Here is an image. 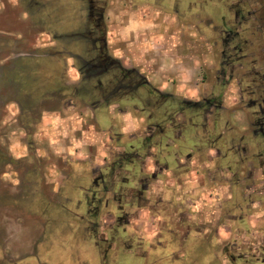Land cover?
<instances>
[{"label": "rangeland", "instance_id": "rangeland-1", "mask_svg": "<svg viewBox=\"0 0 264 264\" xmlns=\"http://www.w3.org/2000/svg\"><path fill=\"white\" fill-rule=\"evenodd\" d=\"M82 1L0 0V218L14 212L7 199L15 194L17 182L23 186L25 168L31 170L38 163L39 175L50 185L61 172H73L69 159H75L71 158L72 153L65 152L66 148L77 151L88 146L87 155L96 164L102 158L116 156L127 148L126 144L135 143L134 136L143 134L152 121L138 107L125 108L122 102L110 107L91 105L92 82L84 81L77 72L76 56H84L88 48L83 36L86 10ZM160 1L162 5L167 0ZM213 1L204 0L202 8L200 5L192 8L194 15L201 13L210 22L208 33L217 23L216 14L205 9ZM157 2L96 0L95 4L103 10L107 52L126 67L142 72L153 86H165V91L192 100L201 96L200 91L206 86L221 101L222 107L212 108V116L219 114L226 133L218 139L194 140L186 152L197 147L196 157L203 160L213 150L207 166L209 170L219 171L208 179V184L214 187L211 184L220 182L223 170L222 183L228 184V202L235 201L238 206L232 224L247 231L253 222L249 220L245 225L247 217L241 215L244 213L240 205L245 208L252 198L264 204V193L259 192L264 189V175L255 181L259 184L257 192L245 196L246 187L253 182L245 178L244 171L246 161L256 166L264 161V138L246 131L251 121L248 111L228 107L232 100L228 88L213 83L219 60L217 40H212L211 35L210 40H198L195 28L175 20L172 10L158 13ZM162 20L164 29L159 25ZM197 25L200 31H206L205 23L197 22ZM160 30L164 31L165 39L157 36ZM49 113L56 116L58 123L47 128L40 118ZM189 128L192 127L187 126L191 131ZM239 142L246 143L248 154H240L234 148ZM261 171L264 173V168ZM72 198L62 200L61 207L50 206L47 210L38 207L40 226L22 210L26 216L21 221L24 228L19 239H38L33 252L21 260L24 264H224L214 240L193 238L186 231L165 232L151 241L142 240L140 245L121 231L118 247L103 254L107 243L96 244L86 230V223L79 218L75 196ZM108 219L106 216L98 221L103 229L108 226ZM260 223L251 241L259 240L258 234L262 235ZM142 233L146 234V230ZM239 238L248 241L243 236ZM126 241L131 245L128 248L122 245ZM2 244L7 243L3 239L0 243V264H12L11 243L7 248ZM17 245H21L19 240ZM19 251L18 258L26 253Z\"/></svg>", "mask_w": 264, "mask_h": 264}, {"label": "flooded vegetation", "instance_id": "flooded-vegetation-1", "mask_svg": "<svg viewBox=\"0 0 264 264\" xmlns=\"http://www.w3.org/2000/svg\"><path fill=\"white\" fill-rule=\"evenodd\" d=\"M159 1L158 13L172 10L177 17L175 20L180 19L179 23L195 28V31L192 30L198 40H210L209 35L213 37L212 40H217L219 60L213 83L226 85L228 93L236 101L235 107L250 114L252 134L264 138V0H212L207 3L205 9L217 17L211 33H208V19L201 13H192L195 5L202 8L204 0H167L162 5ZM95 3L96 0L82 1L86 10L83 36L88 48L84 56H76L79 60V77L92 82L91 105L95 108L110 107L122 102L125 108L138 107L152 121L143 134L134 136L135 143L126 144L129 149H123L110 159L103 158L96 164L88 156L85 159H69L74 167L73 172H61L50 185L43 180L42 174L39 175L38 163L31 170L25 168L23 186L20 182H17L19 186H15L19 194H10L7 199L14 212L0 218V243L3 239L7 243L2 244L3 248L10 243L13 248L10 262L24 264L21 260L33 252L38 241L19 239L24 228L21 221L26 216L22 210L27 211L34 223L40 226L38 207L43 210L50 206L61 207L62 200H72V196H75L79 218L86 223L88 233L96 244L100 241L107 243L103 254L108 249L118 247L121 231L126 238L128 236L138 241L139 245L142 240L151 241L165 232L177 234L186 231L192 233L193 238L214 240L217 253L223 255L224 264H264V229L260 231L262 235L257 236L259 240L251 241L255 238L251 234L246 236L248 241L241 246L239 230L233 229L228 237L222 238L217 237L212 228L195 227L197 224L186 221V218L176 220L177 214L179 217L184 215L187 198L193 197L190 191L184 192L190 180L182 179L180 175L187 174L190 168L187 157L198 149L192 147L186 152V148L194 140L218 139L226 133L219 114L212 116V108L222 107L221 101L210 94L206 86L200 91L201 96L194 100L161 90L151 85L142 72L134 67H126L121 60L110 55L107 52L106 31L102 26V6ZM192 19L194 24L191 23ZM163 22H159L161 29L166 27ZM197 22L205 23L203 29L206 31H200ZM188 116L190 123L186 119ZM187 126L192 130H187ZM210 144L213 146V142ZM147 158L152 160L150 170L147 169ZM244 175L249 178L248 171H244ZM177 186H181L180 189ZM166 192L171 197L166 196ZM175 194L179 197L177 201H180V206H177ZM224 194L219 207L220 220L232 222L237 218L235 209L238 206L235 201L229 203V194ZM143 207L156 217L154 232L148 235L137 228L138 208ZM106 216L109 224L103 229L98 221ZM199 232L201 236H197L201 234ZM18 240L21 245H17ZM122 245L125 248L131 246L128 241ZM19 250L26 253L18 258Z\"/></svg>", "mask_w": 264, "mask_h": 264}, {"label": "crops", "instance_id": "crops-1", "mask_svg": "<svg viewBox=\"0 0 264 264\" xmlns=\"http://www.w3.org/2000/svg\"><path fill=\"white\" fill-rule=\"evenodd\" d=\"M163 21V20H162ZM164 31L160 30L159 33L157 34V36L160 39H165V35H164ZM192 38V37H190ZM187 43V41H186ZM147 77V76H146ZM165 86H159V89L164 90ZM203 88V87H202ZM231 103H230V107L231 109H240L243 110L241 108L235 107V99L234 97H231ZM224 108V107H223ZM55 113V112H53ZM52 114V113H51ZM50 113L47 115H43L40 118V122H42V124H45V127L48 128V126L52 125L55 126L58 122L56 121V116L54 114V116H52ZM56 114V113H55ZM48 125V126H47ZM252 125L251 122L249 121L247 124V129L246 131L251 132L252 131ZM252 133V132H251ZM253 134H251L252 136ZM256 136V135H254ZM248 146L246 145V143L244 142H239L236 147V150L240 153V154H248L249 150H246ZM89 148L88 146H86L84 149L82 150H72L69 147L65 149V152L68 153L69 155L72 153L71 158L72 159H85L88 155L87 153L89 152ZM213 150L210 149L209 154L206 156L205 159H200L198 157H196V154L194 152H191L189 154V156L187 157V165L190 167L189 169H187L186 173L187 174H182L180 175V177L182 179H189L190 180V184L189 186L184 187V192L185 191H190L193 194V197L190 198L188 197V201H187V206L183 209V216H178L179 214L176 215L177 219H184L186 218V221H190L193 222L197 225H195V227L198 228H205L208 227V229L212 228L214 229V233L217 237H222V238H226L230 235L231 231H233V229L235 230H239V235L243 236L244 238L247 239L246 236L251 235V234H257V229L255 228L260 222L262 221L263 224L260 223V226H262V228L260 229H264V204L262 205L261 202L259 200H255L254 198H252L249 202V204H246L245 206L247 208H243L241 205V209L242 212L244 214H242V216L244 215V218L247 217V220L244 221L245 225L250 221H252V225L250 229H246L243 226H233L232 222L225 220V219H221V210H219L220 204L222 203V196H224V192L229 194V190H228V184H224V183H214L211 184L214 187H210L208 184V179H210L212 177V175H214L216 172H218V168H216V170H209L207 164H208V160L207 158H209V160L211 159V155ZM203 156V155H200ZM89 157V156H88ZM198 158V159H196ZM98 160V159H97ZM103 160V158H102ZM184 161V160H182ZM146 163H147V169L150 170L152 168V160L151 158H147L146 159ZM246 166L247 168L245 169V171L249 172V179H251V181L253 182L252 184H249L246 188L249 189H245V195H252L255 193V191L257 192L258 188V183L255 182L257 179H261L263 178V171H261L264 168V161H262L260 166H256L252 161H246ZM213 168V169H214ZM250 168V169H249ZM208 172V176L207 173ZM221 174H223V176L220 177V180L224 179V172L223 170H221ZM212 180H215V178L213 177ZM224 182V181H222ZM155 185V184H154ZM161 185V184H160ZM173 186V185H171ZM158 187V186H157ZM181 186H177V189H180ZM248 191V193H247ZM264 193V189L259 191ZM177 194H179V192H177ZM176 195V194H175ZM166 196L171 197L169 192H166ZM179 197H177L176 195V202L178 203L177 206H180L179 203L180 201H177ZM173 199V198H171ZM186 203V202H185ZM247 209V211L249 212H245L244 210ZM138 214L139 216L137 217L138 219L136 220L137 222V228L142 232L144 230H146V234H151L152 232H154L153 229H155V220L156 217L155 215L150 212L147 208L143 207V208H138ZM179 217V218H178ZM249 219V220H248ZM255 221H254V220ZM200 224V225H199ZM205 224V225H204ZM152 226V227H151ZM203 226V227H201ZM145 233V232H144ZM244 241L240 242V245L243 246L244 245Z\"/></svg>", "mask_w": 264, "mask_h": 264}]
</instances>
